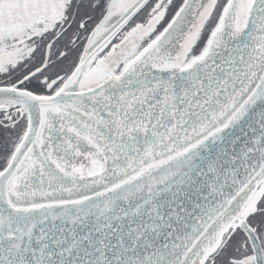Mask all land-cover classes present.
Here are the masks:
<instances>
[{
  "label": "snow or ice",
  "instance_id": "snow-or-ice-1",
  "mask_svg": "<svg viewBox=\"0 0 264 264\" xmlns=\"http://www.w3.org/2000/svg\"><path fill=\"white\" fill-rule=\"evenodd\" d=\"M0 264H264V0H0Z\"/></svg>",
  "mask_w": 264,
  "mask_h": 264
}]
</instances>
